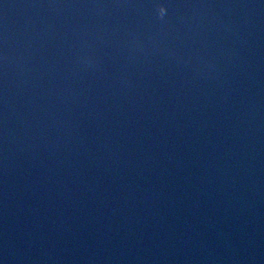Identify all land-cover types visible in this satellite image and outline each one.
<instances>
[{
	"label": "water",
	"instance_id": "water-1",
	"mask_svg": "<svg viewBox=\"0 0 264 264\" xmlns=\"http://www.w3.org/2000/svg\"><path fill=\"white\" fill-rule=\"evenodd\" d=\"M0 264H264V0H67L0 57Z\"/></svg>",
	"mask_w": 264,
	"mask_h": 264
}]
</instances>
